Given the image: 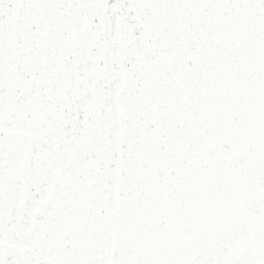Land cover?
Masks as SVG:
<instances>
[{
  "label": "snow or ice",
  "instance_id": "snow-or-ice-1",
  "mask_svg": "<svg viewBox=\"0 0 264 264\" xmlns=\"http://www.w3.org/2000/svg\"><path fill=\"white\" fill-rule=\"evenodd\" d=\"M0 264H264V0H0Z\"/></svg>",
  "mask_w": 264,
  "mask_h": 264
}]
</instances>
